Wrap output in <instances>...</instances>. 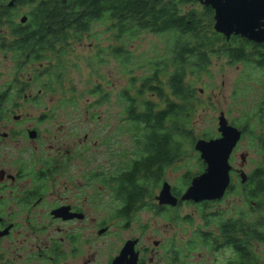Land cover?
<instances>
[{
  "label": "flooded vegetation",
  "instance_id": "flooded-vegetation-1",
  "mask_svg": "<svg viewBox=\"0 0 264 264\" xmlns=\"http://www.w3.org/2000/svg\"><path fill=\"white\" fill-rule=\"evenodd\" d=\"M15 1L3 0L0 6L9 10ZM22 18L15 23L26 24ZM0 23V79L12 78L0 84V264H264V164L249 171L245 154L237 162L245 126L227 120L242 136L230 155V181L221 199L182 201L185 192L171 186L177 205L161 204L165 178L158 188L146 191L148 197L138 207L133 204V179H122L127 161L122 156L128 153L120 148V117L113 129L106 125L91 131L100 117L89 108L103 103H84L82 110L80 103H40L44 90L36 76L49 62H27L31 55L24 54L8 19ZM233 37L264 46L241 36L225 38ZM104 50L97 45L89 62L93 71L106 65L107 57L116 60ZM231 55L209 54L208 71L213 57H225L228 65H242L250 75L264 74L258 60L234 62ZM34 85L37 91L27 94ZM70 111L81 114L68 115ZM94 133L104 137L91 145ZM220 138L218 126L205 140ZM259 146L264 152L263 144ZM100 158L104 164L90 166ZM198 160L203 169L196 177L206 169L200 155ZM185 206L193 213L182 215Z\"/></svg>",
  "mask_w": 264,
  "mask_h": 264
},
{
  "label": "trees",
  "instance_id": "trees-1",
  "mask_svg": "<svg viewBox=\"0 0 264 264\" xmlns=\"http://www.w3.org/2000/svg\"><path fill=\"white\" fill-rule=\"evenodd\" d=\"M19 7L29 8L23 25L15 23ZM6 10L0 6V21L6 17L12 34L21 38L19 44L24 46V54L31 55L26 61L49 62L48 68L36 76V80H43L44 94L60 93L63 103L79 100L73 92L68 97L69 92L64 90L71 46L94 36L92 29L96 25L105 26L114 45L119 44L104 52L122 66L132 60L126 44L143 34L167 37L164 55L134 67L133 72L138 68L148 74L140 78L130 75L129 86L116 98L120 108L119 131L129 137L132 147L127 155L123 154L127 161L122 179H133V204L138 207L144 205L146 191L158 188L167 170L185 159L186 142L194 146L189 119L196 91L187 79L209 73V54L230 52L234 62L258 60V67L264 70V56H243L252 51L264 53V46L248 44L238 37L227 41L214 29L213 10L200 7L196 0H16L14 8ZM102 52L98 54L101 60ZM88 94L96 99L92 106L109 102V95L101 87L89 90ZM259 139L264 146L262 137ZM202 169L201 166L200 172ZM193 178L186 175L187 186ZM250 236L255 237L252 232Z\"/></svg>",
  "mask_w": 264,
  "mask_h": 264
},
{
  "label": "rangeland",
  "instance_id": "rangeland-1",
  "mask_svg": "<svg viewBox=\"0 0 264 264\" xmlns=\"http://www.w3.org/2000/svg\"><path fill=\"white\" fill-rule=\"evenodd\" d=\"M18 10L17 22L20 21L23 15L28 13L29 8L19 7ZM105 30V26L96 25L92 29L94 36H87L81 43L74 44V49L70 51L67 58L70 67L66 74L67 82L64 90L69 92L68 97L73 92L79 99V109L82 110L85 106L84 103L90 104L96 100L88 94L89 90L93 88L101 87L109 95V102L103 103L100 107L89 106L90 114L93 112L98 118L100 117L94 121V124H91V131L95 127L101 128L107 125L109 129H113L117 125L120 117V108L116 103L118 93L129 86L130 75L140 78L148 74V71L142 69L137 68L134 72L133 70L148 60L164 55L168 41L166 36L143 34L138 40L125 45L126 50L131 52L132 56V60L126 66H122L118 60L107 57V64L96 65L94 67L96 71H93L89 66V62L96 54L97 45L105 49L114 45L113 37ZM121 44L123 46L124 43ZM127 73L132 74L128 75ZM6 80H12V78L4 76L0 79V84ZM187 82H190L196 91V102L193 105V112L189 119L190 130L193 132L195 142L194 146H191L190 141L186 142L185 159L166 173V181L177 192L186 191L188 187L185 179L186 175L196 177L201 169L198 160L199 153L194 149L195 144L198 140L209 139L217 133L219 118L222 113L231 124L245 126L247 129V135L242 140L236 156L237 162L240 163V155L245 154L249 161V171L257 166H262L264 164V152L261 151L259 146V138L262 137L264 140V74L256 72L254 75H250L242 65L230 66L225 57H213L209 73L203 74L200 78L192 79L189 77ZM36 91L37 86L34 85L27 94H34ZM41 99L40 103H51L50 105L63 102L60 93H46L42 95ZM59 114L65 115L64 112ZM77 114L81 113L72 111L68 113V115ZM103 137L102 134L94 133L91 137V145L102 140ZM118 139L121 143L120 148L126 149L125 152L129 153L132 149L129 137L122 133ZM122 159L124 162L126 161L124 156H122ZM104 163V159L100 158L90 162V166ZM158 193L157 191V195ZM193 211L192 207L185 206L180 213L188 215ZM145 214L141 216L143 222L147 219Z\"/></svg>",
  "mask_w": 264,
  "mask_h": 264
},
{
  "label": "water",
  "instance_id": "water-1",
  "mask_svg": "<svg viewBox=\"0 0 264 264\" xmlns=\"http://www.w3.org/2000/svg\"><path fill=\"white\" fill-rule=\"evenodd\" d=\"M214 11V29L229 39L241 36L256 43L264 42V0H197ZM26 18L21 22L25 23ZM218 140H198L195 151L205 164V171L192 179L182 196V201L199 203L221 199L229 185L230 155L241 139L242 133L229 126L224 114L219 118ZM158 200L161 204L176 206L169 183H164Z\"/></svg>",
  "mask_w": 264,
  "mask_h": 264
}]
</instances>
